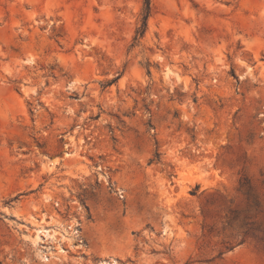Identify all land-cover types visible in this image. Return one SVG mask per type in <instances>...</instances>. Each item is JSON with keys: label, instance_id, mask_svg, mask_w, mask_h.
Wrapping results in <instances>:
<instances>
[{"label": "rangeland", "instance_id": "rangeland-1", "mask_svg": "<svg viewBox=\"0 0 264 264\" xmlns=\"http://www.w3.org/2000/svg\"><path fill=\"white\" fill-rule=\"evenodd\" d=\"M146 13L0 0V264H264V0Z\"/></svg>", "mask_w": 264, "mask_h": 264}, {"label": "trees", "instance_id": "trees-1", "mask_svg": "<svg viewBox=\"0 0 264 264\" xmlns=\"http://www.w3.org/2000/svg\"><path fill=\"white\" fill-rule=\"evenodd\" d=\"M146 6H147V13H146V16H145V18H144V20H145V22H144V29H145L146 26H147L146 21H147L148 16H149L150 0H146ZM141 34H143V30H142V33H141ZM159 159H160V154L157 152V153L155 154V161H159Z\"/></svg>", "mask_w": 264, "mask_h": 264}, {"label": "bare ground", "instance_id": "bare-ground-1", "mask_svg": "<svg viewBox=\"0 0 264 264\" xmlns=\"http://www.w3.org/2000/svg\"><path fill=\"white\" fill-rule=\"evenodd\" d=\"M42 231H43L44 233H49V232H50V230H47V229H45V228H43Z\"/></svg>", "mask_w": 264, "mask_h": 264}]
</instances>
